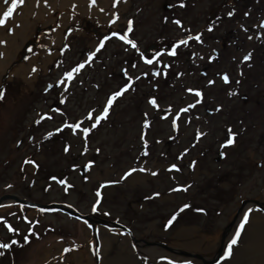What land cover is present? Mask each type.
Returning <instances> with one entry per match:
<instances>
[{
  "label": "rangeland",
  "instance_id": "374dc122",
  "mask_svg": "<svg viewBox=\"0 0 264 264\" xmlns=\"http://www.w3.org/2000/svg\"><path fill=\"white\" fill-rule=\"evenodd\" d=\"M183 5L70 3L61 14L53 11L18 52L0 79V199L66 204L90 220L8 199L0 205V245L10 246L0 247V264H38L59 244L88 250L87 264H130L125 251L137 264H218L211 261L234 237L219 264L235 254L244 257L236 264H264L253 253L254 244L264 241V0H183ZM104 36L109 39L100 47ZM183 40L187 44L178 43ZM27 63L35 68L29 82L15 71ZM77 64L84 66L68 80L65 73ZM125 84L130 87L113 100L107 117L91 128L107 98ZM73 123L79 124L75 132ZM83 128L91 130L85 134ZM229 130L235 133L231 145L225 143ZM89 161L94 163L86 167ZM245 201L249 207L240 211ZM257 217L263 226L256 230ZM180 235L193 239L187 248L175 247ZM141 248H157V256L167 259L153 260Z\"/></svg>",
  "mask_w": 264,
  "mask_h": 264
},
{
  "label": "bare ground",
  "instance_id": "6f19581e",
  "mask_svg": "<svg viewBox=\"0 0 264 264\" xmlns=\"http://www.w3.org/2000/svg\"><path fill=\"white\" fill-rule=\"evenodd\" d=\"M70 3L79 4V6L81 4H87L90 6L89 0H71V1L46 0V2L45 0H25V3L23 5L19 6L16 10H14L12 17L6 20L5 25H0V41H4V43H0V53H2V55H0V79L5 74H8L9 68L13 65L14 62H17L18 52L22 49V47L26 44V42L29 41L33 31H35L41 23H45L51 17V13L53 11H57L61 14L63 11H65V9L68 8V5ZM7 6L8 4L5 2V0H0V13H2V11H5L7 9ZM9 29H11V31H9ZM33 68L34 66L32 64L27 63V64L19 65L15 69V71L16 73H18V75H21L23 78L26 79L27 82H29L30 81L29 79L34 75ZM263 223H262V219L260 217H257L255 218L253 224L257 230L263 226ZM99 231L101 234H107L108 232L107 230L102 228L99 229ZM114 232L116 235L121 237L119 238L122 239L123 245L131 253H134L133 250H135V248L132 246L129 240L125 237L122 238V235L119 233V231L115 230ZM227 233L228 232L224 234V238L227 235ZM261 234L262 236L264 235V230L261 231ZM182 239L183 237L180 235L179 243L175 245V247L187 248V244L190 245V241L193 240L190 239L189 241L186 242L184 239L183 240ZM263 242L264 241H262L261 239L254 244L253 253L255 255H259L261 259L264 261ZM223 243H225V241ZM155 244L156 246H158V243ZM66 248L68 249V251H65ZM154 249L156 251L152 249L148 250L145 248H141L140 251H142L143 253L146 252L152 254V256H154L153 260H156L158 257L161 256V255L157 256V253H161V251L158 250L157 248ZM171 251L174 252L175 250L173 249ZM120 252H122V250ZM68 253L70 256L68 258H63ZM86 254H88V250L84 248L81 249V247L79 248V246L73 247L72 244L71 245L59 244L56 245L53 249L51 248L46 252H44L38 264H72L68 262L69 258L72 259L73 264H87V258L85 257ZM125 255H124V260L128 261L130 264H137L136 260L131 256V254L125 251ZM239 255L241 256L237 257ZM243 259L244 257H242V254H237V255L235 254V258L231 260H226L222 264H236L242 261ZM117 263L118 262L113 261L112 264H117Z\"/></svg>",
  "mask_w": 264,
  "mask_h": 264
},
{
  "label": "snow or ice",
  "instance_id": "6c2138e0",
  "mask_svg": "<svg viewBox=\"0 0 264 264\" xmlns=\"http://www.w3.org/2000/svg\"><path fill=\"white\" fill-rule=\"evenodd\" d=\"M5 2L8 4V6H7V9H6L5 11H2V13H0V25H5L6 20H8V19H10V18L12 17V15H13V13H14V10H16L19 6L23 5V4L25 3V0H10V2H9V0H5ZM45 2H46V0H45ZM89 3H90V5H95L96 0H89ZM180 5H181V6H184V5H183V0H180ZM101 11H103V9H101ZM247 14H248V13H245V15H247ZM232 15H233V12H229V13H228V16H232ZM113 22H114V20H109V23H110V24L113 23ZM175 23H176L177 25H180V24H181V21H180V20H176ZM128 25H129V29H128V30L130 31V30H131V25H132V21H131V20L128 21ZM261 26L264 27V22H262ZM208 30L211 31V26H209V29H208ZM9 31H11V29H9ZM69 31H71V30H69ZM117 35H119V34H118V33H112V36H117ZM108 39H109V36H104V38L99 42V46L102 47L103 44H104V41H106V40H108ZM119 39L125 41V42H126L127 44H129V45H132L133 48L136 47L135 43H134L132 40L128 39V37H127L126 35H120V36H119ZM195 39H196L198 42L200 41V36H199V34L195 37ZM249 39H251V37H249ZM0 43H4V41H0ZM178 43H180V44H187V41H186V40H183V41H179ZM65 47H67V45H65ZM176 47H177L176 44H173V45H172V49H173V51H172L170 54L175 55V51H174V50H175ZM97 50H99V49H97ZM0 55H2V53H0ZM93 55H94V54L91 53V52L88 54V58H89V60L91 59V57H92ZM250 58H251V53H248V54H246V55L243 57V59H244L245 61L250 60ZM210 59H211V58H210ZM86 62H87V61H86ZM145 62L148 63V64H151V63H152V60H151V59H148V60H146ZM83 66H84V64H77V65H76L74 68H72L70 71L66 72V73H65V76L67 77V79H68V80H71L72 77H73V74L79 72L80 69H81ZM33 71H35V68H33ZM228 79H229L228 76L225 74V75L223 76V80H224L225 82H228ZM129 80H131V77H129ZM208 83H209V84H213L214 81L209 80ZM50 87H52V85H49V86H48V88H50ZM129 87H130V84H125V85L123 86V88H121L119 91H115V92H113V93L111 94V96H109V97L107 98L106 105L104 106L101 115H100V116H97V117L94 118L95 121H96V123L91 124V128H95V127H96V124H97L102 118H106V117H107V113H108V110H109V106L112 105L113 100H114L116 97H119V96H120V95H121L126 89H128ZM48 88H45V91H47ZM187 91L191 92V91H193V89H188ZM230 94H231V93H230ZM3 95H4L3 90H0V98H2ZM196 96H201L200 91H196ZM62 102H63V101H62ZM149 103L152 104L153 106H158V105H157V102H156V100H155V98H150V99H149ZM197 103H199V101H197ZM190 107H191V106H190ZM186 110H187V109H181L180 111H186ZM217 110H218V109H217ZM177 115H179V113H177ZM89 118H90V119H93V117H92V113H89ZM41 119H43V117H41ZM35 122H36V123H39L40 121L37 120V121H35ZM144 123H145V125H147V124H148V121L145 120ZM172 124H173V127L175 128V127H176V121L173 120V121H172ZM69 127L72 129L73 132H75V130L79 127V124L73 123V124H71ZM91 128H83V129H82V132L86 134V133L90 132ZM56 131H60V129L58 128V129H56ZM48 135L50 136L51 133H49ZM234 136H235V133H232V132L229 130V133H228V139L225 141V143L228 144V145L233 144V143H234V140L232 139V137H234ZM141 138L143 139V137H141ZM17 143H19V141H17ZM64 151H65V152L68 151V147H67V146L65 147ZM97 151H99V150L97 149ZM185 151H187V149H185ZM26 162H28V163H32L31 161H26ZM93 163H94L93 161H89L88 164L86 165V167H90ZM73 167H75V165H74ZM171 168H173V169H177V170H178L176 164H172V165H171ZM143 170H144V169H141V171H143ZM130 171H131V170H130ZM124 175H125V176L129 175V172H125ZM153 175H155V173H153ZM53 179H55V177H53ZM59 182H60L61 184H64V183H65V180L61 179ZM178 187H184V186H178ZM96 195H97L98 197L100 196V191H99V189L97 190ZM156 195H159V194H158V193H153V196H156ZM96 203H99V200H97ZM95 207H96V205L94 204V205H93V210H95ZM188 207H189V205H187V204L183 205V208H188ZM198 211H203V209H198ZM175 218H176L175 215H173V216L171 217V219L168 220L167 223H168V224H171L172 221H173ZM0 220H3V217H0ZM246 220H247V214H245V221H246ZM245 221H241V224H240V227H241V228L244 226V222H245ZM5 224H6V226H7V222H6V221H5ZM165 226L167 227V224H166ZM8 230H9V231H12L11 226H8ZM17 231H18V230H17ZM28 231H29V232H32L33 230H32L31 228H29ZM238 235H239V229H237V236H238ZM28 239H29V238H28L27 236L24 237V240H25L26 243L28 242ZM16 243H17V242H16L15 240L12 241V244H16ZM235 243H236V238L234 237V238L231 240V242H230L229 248L225 250V252H224V257H227V256L229 255V253H230V249H231V245H232V244H235ZM9 246H10V245H9L8 243H3L2 245H0V247H3V248H5V249L9 248ZM73 247H75V245H73ZM65 251H68V249L66 248ZM160 259H161V260H165V259H167V258L162 256V257H160ZM222 259H223V257H222ZM168 264H176V262H175V261H172V260H169V261H168ZM185 264H187V262H185ZM218 264H219V262H218Z\"/></svg>",
  "mask_w": 264,
  "mask_h": 264
},
{
  "label": "water",
  "instance_id": "95a60500",
  "mask_svg": "<svg viewBox=\"0 0 264 264\" xmlns=\"http://www.w3.org/2000/svg\"><path fill=\"white\" fill-rule=\"evenodd\" d=\"M156 47L153 45L150 48H148L147 50L144 51V54L147 55L149 53V51L155 50ZM8 199H11L12 201L16 202V203H20L21 205L24 206H33V207H38L41 208L45 211H59L62 213H65L67 215H70L76 219H79L81 221H86V220H90L87 216L80 214L78 211H76L74 208L64 205V204H52V205H40V204H36L30 201H27L26 199L20 198V197H16V196H4L3 198L0 199V205L4 202L7 201ZM246 203L247 201L244 202L243 206L241 207L240 211H244L247 207H246ZM255 203V202H254ZM260 205V204H259ZM263 204L260 205V207H262ZM264 210V208H263ZM239 211V213H240ZM103 224H109L110 222H106V221H102ZM125 230L124 227H121Z\"/></svg>",
  "mask_w": 264,
  "mask_h": 264
},
{
  "label": "flooded vegetation",
  "instance_id": "af4514ba",
  "mask_svg": "<svg viewBox=\"0 0 264 264\" xmlns=\"http://www.w3.org/2000/svg\"><path fill=\"white\" fill-rule=\"evenodd\" d=\"M225 243H226V242H225ZM225 243L222 244L221 252H219V254H218L219 256H218L216 259H214V261H211V262H216V261H217V262H218V261L221 262V261H220V258L223 257V254H224L225 250L227 249V246H226V245H228L227 243H226V244H225ZM211 262H210V263H211ZM222 263H223V262H222ZM222 263H221V264H222Z\"/></svg>",
  "mask_w": 264,
  "mask_h": 264
},
{
  "label": "trees",
  "instance_id": "16d2710c",
  "mask_svg": "<svg viewBox=\"0 0 264 264\" xmlns=\"http://www.w3.org/2000/svg\"><path fill=\"white\" fill-rule=\"evenodd\" d=\"M228 84H230V83H226V85H228ZM110 114H112V113H110ZM77 123V122H76Z\"/></svg>",
  "mask_w": 264,
  "mask_h": 264
}]
</instances>
